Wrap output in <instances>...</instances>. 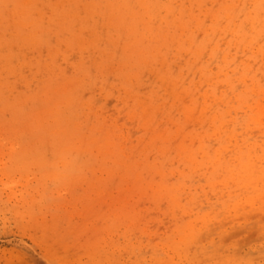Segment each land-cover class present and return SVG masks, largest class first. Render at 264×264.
Instances as JSON below:
<instances>
[{
    "label": "rangeland",
    "instance_id": "374dc122",
    "mask_svg": "<svg viewBox=\"0 0 264 264\" xmlns=\"http://www.w3.org/2000/svg\"><path fill=\"white\" fill-rule=\"evenodd\" d=\"M14 1L0 0V264H264V208L226 205L228 190L206 183L207 156L233 130L203 109L200 58L181 45L187 34L199 41L209 33L255 73L258 82L248 76L246 84L256 88L262 125L234 132L264 142V0H146L158 3L149 24L175 35L145 58L139 50L150 40L125 43L129 23L120 15L109 21L104 6L87 24L65 27L53 11L57 0H30L35 40ZM224 5L245 30L243 50ZM182 8L201 25L182 31ZM206 59L215 65L208 50ZM62 138L70 141L67 156H55ZM180 146L200 162L188 178L162 177L150 166L187 172ZM177 181L179 204L149 188Z\"/></svg>",
    "mask_w": 264,
    "mask_h": 264
},
{
    "label": "bare ground",
    "instance_id": "6f19581e",
    "mask_svg": "<svg viewBox=\"0 0 264 264\" xmlns=\"http://www.w3.org/2000/svg\"><path fill=\"white\" fill-rule=\"evenodd\" d=\"M30 0H15V6H19V14L21 24L29 23L31 27L32 38L38 39V20L39 17H35L31 11L30 6L26 7V4ZM64 0H57L56 8L53 9L55 16L61 19V22L66 27L73 21L79 20L80 26L87 24L88 17L93 18L94 13L98 10V7L104 6V10L100 13L107 16L109 21H112L114 15H120L122 20H127L129 23V33L125 43H135L136 39L139 40H150V43L144 44L140 48V57L145 58L148 53H151V48L157 42L164 43L166 39L172 38L175 35L173 28L165 29L162 24L155 25V22L150 25L149 23L154 19L156 11L155 5H148L146 0H65L67 3H63ZM7 0H1V3L5 5ZM97 2H104L102 5L97 6ZM58 3L60 6L58 7ZM170 3L163 4V8L167 10L172 9ZM260 5V3L258 4ZM2 7V6H0ZM160 7V4L157 6ZM27 8V9H26ZM224 15L227 16L230 24L235 16L230 7L227 5L223 6ZM180 13V27H190L192 24L200 26L201 22L194 19L188 13V10L182 8L179 10ZM39 16V15H38ZM218 16L214 17V22L211 24V29L214 30L219 26ZM142 19V23L140 20ZM231 25H233L231 23ZM34 30V31H33ZM235 41L237 39L236 48L237 50H243L242 40L245 41V30L242 28L241 23L233 25L230 29ZM257 30V29H256ZM30 32V34H31ZM209 33L204 36L201 40L197 41L193 38V34H187L188 42H184L181 45L187 44L189 47V53L192 56L200 58V64L196 69V73L199 77L204 78L205 89L203 90L204 99V110L207 107H211V121L219 120V124H230L232 127L231 133L227 136V140L223 138V143H219L214 149L210 156H207V162L211 166V170L207 172L205 180L206 183L212 189L216 187H222L228 190V201L226 205L238 206V205H250L257 204L259 208H264V142H258L257 139L252 138L249 135H242L238 140L234 129L239 125L244 128L248 127H260L262 121L260 118V100L256 97V88L246 84L247 77L257 83L256 75L253 72L250 73V68L244 62L236 61L233 56L228 52V49H221L216 41H211ZM30 39L29 36L25 37ZM245 46V45H244ZM208 50L209 57L215 60V65L211 66L212 61L201 60L202 53ZM264 54V49L261 50ZM149 53V54H150ZM5 60L8 59V55H5ZM76 67L83 68L81 63L76 64ZM87 75L88 71L83 69ZM229 71L231 73H229ZM257 84L256 87H258ZM242 86V87H241ZM209 100V101H208ZM196 106V101L191 100L184 108L186 115H189L191 110ZM13 108V107H12ZM255 109V110H254ZM14 117L18 119L17 110L14 108ZM56 122L60 126L62 120L61 114H57ZM57 126V124H56ZM234 139L233 148L230 149V154L226 155L229 151L228 143ZM57 152L55 156L65 157L67 156L70 141L64 138L59 140ZM259 147V151L257 150ZM155 148L161 151L160 148ZM199 149L204 151L202 143L199 144ZM179 159L187 165V172L176 168H169L167 173L162 170L158 163L153 162L150 166L159 173V175L166 176L167 174L176 175L182 180L188 178L196 172L200 166V162L197 161L193 150L185 146H180ZM220 173V178L216 175ZM163 181V179H161ZM180 181V180H179ZM207 185V186H208ZM153 191L160 190L165 191L172 198V203L179 204L175 199L177 193L180 192L184 186L182 182H174L169 185L158 184L157 187L149 185ZM194 202V198L192 199Z\"/></svg>",
    "mask_w": 264,
    "mask_h": 264
}]
</instances>
